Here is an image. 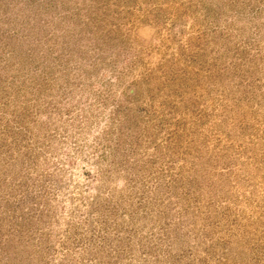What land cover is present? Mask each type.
Returning <instances> with one entry per match:
<instances>
[{"label": "rangeland", "instance_id": "374dc122", "mask_svg": "<svg viewBox=\"0 0 264 264\" xmlns=\"http://www.w3.org/2000/svg\"><path fill=\"white\" fill-rule=\"evenodd\" d=\"M0 264H264V0H0Z\"/></svg>", "mask_w": 264, "mask_h": 264}]
</instances>
